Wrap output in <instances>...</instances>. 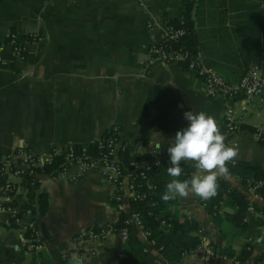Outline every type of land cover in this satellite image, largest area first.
<instances>
[{
  "label": "crops",
  "instance_id": "obj_1",
  "mask_svg": "<svg viewBox=\"0 0 264 264\" xmlns=\"http://www.w3.org/2000/svg\"><path fill=\"white\" fill-rule=\"evenodd\" d=\"M226 1L236 3L198 0L192 19L197 53L215 73L233 83L245 70L234 58L230 32L214 28L229 26L228 12L223 10ZM178 17L179 0H143L140 6L135 0H0V44L9 33L19 41L39 37L35 44L24 43L23 60L13 58L7 45L0 50L5 61L0 66V159L15 147L44 158L51 148L87 143L116 125L121 140L141 158L136 164L141 168L164 159L160 151L190 123L184 119L185 112L203 111L221 128L229 106L236 127L225 142L238 149L235 161L255 163L264 171V144L252 136L256 129L264 133V101L242 94L231 100L212 98L204 92L202 80L180 65L147 62L148 43L159 42L160 29ZM75 172V166L68 168L69 174ZM219 178L247 201V228L243 231L227 221L218 224L195 195L177 196L168 210L198 222L200 243L176 261L165 260L140 228L130 224L154 255L151 264H264V200L254 196L251 183L243 184L230 173ZM7 179L0 172L2 205L9 201L1 192ZM127 180L126 175L124 183ZM121 188L118 209L117 188L95 170L70 182L41 176L35 193L46 195L42 215L29 209L16 214L0 211V264H115L125 240L111 224L120 211H128L124 184ZM23 194L22 190L12 197L18 206ZM231 210L225 197L217 213ZM31 219L39 231L36 248L22 243ZM86 228H102L104 235L80 238L79 232ZM244 242L249 254L237 259ZM212 245L233 252L228 255Z\"/></svg>",
  "mask_w": 264,
  "mask_h": 264
},
{
  "label": "trees",
  "instance_id": "obj_2",
  "mask_svg": "<svg viewBox=\"0 0 264 264\" xmlns=\"http://www.w3.org/2000/svg\"><path fill=\"white\" fill-rule=\"evenodd\" d=\"M197 2L198 0H179V17L167 21V25L181 27L185 31L170 45L182 47L193 55L197 54L198 51L192 19V10ZM223 6V10L228 12L229 26L218 25L214 28L230 32L235 48L234 58L240 62L243 70H246L251 63H255L260 67L262 76H264V0H236L235 4L226 1ZM25 37L27 38V36ZM105 131L100 137H107L108 133ZM260 144H264V142ZM170 146L172 145H166L164 149L167 150ZM73 147L74 149L85 147L87 153L96 152L95 140L84 144H75ZM116 158L117 165L122 169V172H133L134 190L142 197L129 199L127 213L120 211L116 221L111 224L115 231L122 226L127 227V237L122 248L123 254L115 264H151L155 260L154 255L144 248L143 243L133 233L130 225L126 223L129 213L135 214L140 220L141 228L148 231L146 239L158 251L162 259L176 261L185 252L196 248L200 243V234L197 233L198 222L193 219L178 218L177 215L168 210V206L173 204L175 199L168 202L162 199L167 183L174 179L167 173V168L171 166L170 159L159 161L146 168H136V164L141 158L136 156L127 146L117 151ZM61 161L62 155H55L37 169L49 172L57 167ZM181 167L183 173L177 178L180 180L187 179L195 169L193 164L187 162H183ZM227 168L228 173L236 176L243 184L260 181L261 184L257 187L256 192L264 200V171L257 164L234 160V162L227 164ZM138 171L143 172L142 177L137 174ZM19 184L24 192L23 202L18 206L16 201L11 198L12 200L5 201L4 205H17L21 210L29 209L31 213L42 215L47 206L45 193H35L36 185L30 184V179L27 176H24ZM218 184L217 194L213 198L203 200L196 196V200L204 205L213 221L218 224L220 221H227L244 231L247 228V223L244 221L248 206L247 201L221 178H218ZM225 197L228 198L232 210L219 216L217 209ZM34 223L37 222L34 221ZM40 228L43 233L41 224ZM29 232L27 230L25 234H29ZM212 248L228 255L233 252L230 249H223L215 245H212ZM249 250L248 243L244 242L235 257L243 259L249 254Z\"/></svg>",
  "mask_w": 264,
  "mask_h": 264
},
{
  "label": "built area",
  "instance_id": "obj_3",
  "mask_svg": "<svg viewBox=\"0 0 264 264\" xmlns=\"http://www.w3.org/2000/svg\"><path fill=\"white\" fill-rule=\"evenodd\" d=\"M140 6L143 5V0H135ZM150 27L151 23L148 22ZM184 29L181 27H173L165 24L160 29L159 42H150L146 46L147 62L160 61L162 63H174L180 65L185 71L191 72L194 76L200 78L203 83V89L207 96L223 100H231L237 94H242L246 99H255L259 102L264 101V79L261 75L260 68L257 64L251 63L244 73L236 82H228L222 76L215 73L197 53L190 54L187 50L179 46H171L170 44L177 40L184 34ZM37 35H31L25 41H19L14 33H9L3 44H0V50L7 45L10 49L12 57L17 60H23L25 57L24 43L35 44L38 41ZM5 61L0 55V66L4 65ZM234 111L231 107H226L224 110V121L220 131L227 138L235 130ZM105 133H108L106 138L102 136L95 139V153H87L85 147L74 149L73 145L61 148H51L49 153L44 158H39L33 155L29 150L23 147H15L11 155H5L0 159V172L6 173L8 179L3 182L1 192L3 198L9 200L17 192H21L23 188L19 181L24 176L30 179V184L37 185L40 182V177L44 176L49 181H74L83 172L88 170H95L109 183L117 188L115 199L118 201L117 208L121 209V196L124 184L125 192L129 199H139L141 194L136 193L132 183L133 172H122V169L117 165L116 153L119 149L126 146L120 138V132L116 125H110ZM254 141L257 143L264 142V133L258 129L252 132ZM103 138V139H102ZM160 153L164 159L168 160L169 153L167 150H161ZM55 155H62L61 163L49 172L38 170L44 162L49 161ZM159 161L152 163L156 164ZM151 165H145L143 168ZM75 166L77 172L69 174L68 168ZM142 168V167H141ZM137 174L142 177L143 172L138 171ZM128 176V180L124 183V177ZM261 184L260 181L252 182L250 187L255 197H260L256 192L257 187ZM261 198V197H260ZM0 211H7L11 214H16L21 211L16 205H2L0 204ZM127 224H135L140 228V233L146 237L148 231L141 228L140 220L133 213H129L126 218ZM99 229V228H98ZM29 230V234H23L22 243L28 248H36L39 246V231L34 220L27 221L25 232ZM121 241L127 237V227L122 226L116 231ZM104 235V229L95 230L93 228H86L79 232L80 238H97Z\"/></svg>",
  "mask_w": 264,
  "mask_h": 264
},
{
  "label": "clouds",
  "instance_id": "obj_4",
  "mask_svg": "<svg viewBox=\"0 0 264 264\" xmlns=\"http://www.w3.org/2000/svg\"><path fill=\"white\" fill-rule=\"evenodd\" d=\"M189 125L176 132L172 146L167 148L170 165L167 173L174 179L167 183L162 195L165 202L190 194L203 200L213 198L219 188L218 178L228 173L227 164L234 162L238 149L229 146L216 119L203 111L184 113ZM155 144L159 148V144ZM183 162H191L195 171L190 179H177L183 173Z\"/></svg>",
  "mask_w": 264,
  "mask_h": 264
}]
</instances>
